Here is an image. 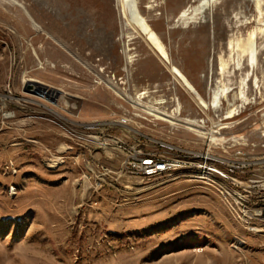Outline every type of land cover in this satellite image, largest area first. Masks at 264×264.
I'll use <instances>...</instances> for the list:
<instances>
[{"label": "rangeland", "instance_id": "374dc122", "mask_svg": "<svg viewBox=\"0 0 264 264\" xmlns=\"http://www.w3.org/2000/svg\"><path fill=\"white\" fill-rule=\"evenodd\" d=\"M196 2L136 0L133 25L118 0H0V264H264V220L242 221L195 180L123 175L90 126L126 114L161 141L204 145L200 128L150 113L177 107L208 113L206 128L230 123L216 146L264 153V0H211L203 19ZM30 79L49 89L25 92Z\"/></svg>", "mask_w": 264, "mask_h": 264}, {"label": "built area", "instance_id": "2783aa9c", "mask_svg": "<svg viewBox=\"0 0 264 264\" xmlns=\"http://www.w3.org/2000/svg\"><path fill=\"white\" fill-rule=\"evenodd\" d=\"M203 115L193 118L195 125L200 128L199 132L207 138L204 145L199 147L156 139L139 127H134L131 124V117L126 114L116 115V117L105 120L108 124L99 129L96 139L103 145L122 153L120 172L123 175L147 181L148 173L158 172V168H162V165H174L179 162H196L207 165V155L203 158H196V151H199L200 148H207V154H215L230 168H241L246 171V178H233L228 175L229 181L238 183L239 199L237 200L240 201L241 216L237 218L249 224L253 219L264 218V153L257 155L250 153L247 149L245 151L243 148L228 149L223 145L216 146L215 144L219 143L215 134L218 129H221V124L216 127H203L202 125L207 119L212 120L208 113H203ZM174 149L190 151V158L188 160L175 158ZM174 180L188 182L193 178L185 176V173L171 172L162 175L161 181L150 182L163 183ZM227 209L230 212L228 207Z\"/></svg>", "mask_w": 264, "mask_h": 264}, {"label": "bare ground", "instance_id": "6f19581e", "mask_svg": "<svg viewBox=\"0 0 264 264\" xmlns=\"http://www.w3.org/2000/svg\"><path fill=\"white\" fill-rule=\"evenodd\" d=\"M117 1V0H116ZM258 1V0H255ZM36 2V1H35ZM210 2L211 0H197L195 3L193 10H196L197 13H200L201 18L203 19L205 17V14L209 12L210 9ZM38 3V2H37ZM116 3V2H115ZM40 4V3H38ZM132 5V10H130L129 6ZM115 6V5H114ZM117 6V4H116ZM136 0H118V11L119 14L124 18L125 24H133L132 22V15L137 16V7H136ZM18 7H21L20 4ZM66 16V15H65ZM178 18H184L186 22L193 21L194 17L191 14L186 13V9H181L178 14ZM136 19V18H135ZM139 21V20H138ZM135 22V21H134ZM139 24L141 25L143 31L145 32V35L148 38L154 39V41L157 42V49L161 48V43L159 41V38L154 34L152 29L149 25L144 23L143 21H140ZM228 42V47H231ZM157 51V50H156ZM158 52V51H157ZM248 53V65L249 67H253L256 61L255 57V50L253 48H250ZM130 57V56H129ZM128 57V58H129ZM159 58L164 61L165 63H168L169 70L172 72V76L174 79L189 93L193 94L194 100L198 101L200 104L206 105V102L200 97L197 96L193 90L192 85L185 79L182 74L172 65H169V56L167 52H162L161 55L159 54ZM127 59V58H126ZM220 71H223V68L225 66V62L220 60L219 62ZM217 69V68H216ZM27 79V78H26ZM32 81V79L28 80ZM219 83V81H218ZM224 83V82H223ZM222 84V82H221ZM216 85L212 89V99L211 103L218 102V99L221 96H225L226 92L229 90L226 86ZM224 85V84H223ZM112 90H116L113 86H111ZM47 91V90H46ZM41 93L42 95L46 93ZM49 94H54L53 90H50L48 92ZM131 102H134L129 98ZM159 100H155L153 103H160ZM219 104V103H218ZM218 104H211V107H216ZM200 106V105H199ZM200 106V107H202ZM235 108V107H234ZM150 113L154 114V116L158 119H163L169 122H172L173 119L176 121H180L184 124H189L192 126H195L197 128L198 126L195 125V120L191 117H174V114L178 115L179 111L177 107L173 109L171 113L159 110L155 106H151ZM175 111H178L176 113ZM236 111V110H235ZM176 115V116H177ZM232 110H228L225 117L226 118H232ZM99 122V121H98ZM97 122L91 124V127L96 128H102L104 125L108 124L105 121H100L101 125H96ZM220 128H227L229 127L230 123H220ZM191 128V127H190ZM191 129H194L193 127ZM199 130V128H197ZM196 129V131H198ZM195 131V130H194ZM207 155V165H202L196 162H179L174 165H162V168H158V172L155 173H148V181H161L162 175H166V173L176 172V173H185V176H188L190 178H193V180L201 182L210 188L213 189V191L217 194V196L220 198V200L228 206L230 211L233 213V215H236V217L241 216V206L239 199V192L238 191V183L232 182L228 180V175L233 176V178H246V171L241 168H230L228 164H224L222 159H219L216 157L215 154H207V148H200L199 151H196V158H203V156ZM174 157L179 160H188L190 158V151H185V149H174ZM219 170H217V169ZM197 182V183H198ZM255 220V219H253ZM261 220V219H260ZM264 220V218H262Z\"/></svg>", "mask_w": 264, "mask_h": 264}, {"label": "water", "instance_id": "95a60500", "mask_svg": "<svg viewBox=\"0 0 264 264\" xmlns=\"http://www.w3.org/2000/svg\"><path fill=\"white\" fill-rule=\"evenodd\" d=\"M48 89L49 87L46 84L37 80L27 81L25 87L23 88L25 92L38 95H42L41 93L45 92Z\"/></svg>", "mask_w": 264, "mask_h": 264}]
</instances>
